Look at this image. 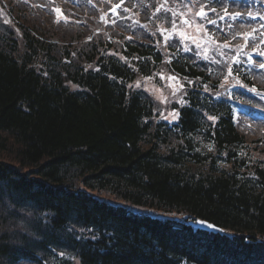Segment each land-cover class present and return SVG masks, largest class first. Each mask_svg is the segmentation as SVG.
Masks as SVG:
<instances>
[{"label": "trees", "instance_id": "obj_1", "mask_svg": "<svg viewBox=\"0 0 264 264\" xmlns=\"http://www.w3.org/2000/svg\"><path fill=\"white\" fill-rule=\"evenodd\" d=\"M74 1L52 0L43 15L8 3L19 32L0 19V264H264V124H236L208 92L244 76L237 45L264 40L234 14L263 10ZM202 6L217 9L213 50L227 64L179 36ZM152 78L185 94L167 105L173 124L160 120ZM95 193L173 217H137ZM183 216L221 232L173 219Z\"/></svg>", "mask_w": 264, "mask_h": 264}, {"label": "rangeland", "instance_id": "obj_2", "mask_svg": "<svg viewBox=\"0 0 264 264\" xmlns=\"http://www.w3.org/2000/svg\"><path fill=\"white\" fill-rule=\"evenodd\" d=\"M151 86H154L153 82H151ZM158 92H159V95H160L159 97H162V99H163L164 101L168 99L167 96H166L164 93H162V92H163V88H162V87H159V88H158ZM169 97H170V96H169ZM101 198H102L104 201H106V202H108V203H110V204H112V205H115V206L125 207V208H128V209H130V210H132V208H133V207L130 206L129 203H127L126 201L121 200V199H115V198L109 197V196H107V195H101ZM158 215H159V214H158ZM162 215H163V214H162ZM159 217L161 218V215H159Z\"/></svg>", "mask_w": 264, "mask_h": 264}, {"label": "water", "instance_id": "obj_3", "mask_svg": "<svg viewBox=\"0 0 264 264\" xmlns=\"http://www.w3.org/2000/svg\"><path fill=\"white\" fill-rule=\"evenodd\" d=\"M196 227H198V228H199V227H201V226H196ZM202 229H204V230H207V231H208V230H214L215 228H214V227H212V226H210V227H208V226H207V227H202Z\"/></svg>", "mask_w": 264, "mask_h": 264}]
</instances>
